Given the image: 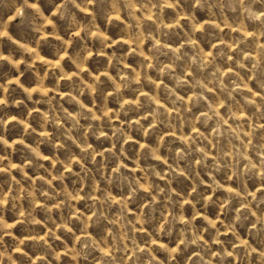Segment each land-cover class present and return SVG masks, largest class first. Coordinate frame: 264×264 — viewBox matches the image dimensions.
Instances as JSON below:
<instances>
[{
    "label": "clouds",
    "instance_id": "1",
    "mask_svg": "<svg viewBox=\"0 0 264 264\" xmlns=\"http://www.w3.org/2000/svg\"><path fill=\"white\" fill-rule=\"evenodd\" d=\"M0 264H264V0H0Z\"/></svg>",
    "mask_w": 264,
    "mask_h": 264
},
{
    "label": "rangeland",
    "instance_id": "2",
    "mask_svg": "<svg viewBox=\"0 0 264 264\" xmlns=\"http://www.w3.org/2000/svg\"><path fill=\"white\" fill-rule=\"evenodd\" d=\"M45 11L47 12L48 11V9L47 8H45ZM8 49H7V47L5 48V51H7ZM26 79V82L28 81V78L26 77L25 78ZM12 111H16V110H12ZM11 138V137H10Z\"/></svg>",
    "mask_w": 264,
    "mask_h": 264
}]
</instances>
